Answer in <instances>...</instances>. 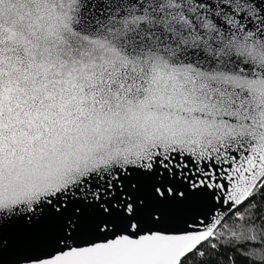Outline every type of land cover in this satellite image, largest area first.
<instances>
[{"label":"snow or ice","instance_id":"snow-or-ice-1","mask_svg":"<svg viewBox=\"0 0 264 264\" xmlns=\"http://www.w3.org/2000/svg\"><path fill=\"white\" fill-rule=\"evenodd\" d=\"M0 264H264V0H0Z\"/></svg>","mask_w":264,"mask_h":264}]
</instances>
